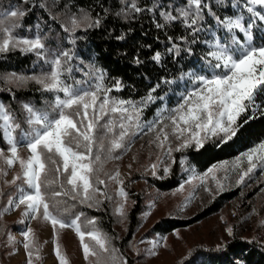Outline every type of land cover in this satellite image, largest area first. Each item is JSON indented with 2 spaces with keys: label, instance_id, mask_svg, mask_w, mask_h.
I'll return each mask as SVG.
<instances>
[{
  "label": "snow or ice",
  "instance_id": "snow-or-ice-1",
  "mask_svg": "<svg viewBox=\"0 0 264 264\" xmlns=\"http://www.w3.org/2000/svg\"><path fill=\"white\" fill-rule=\"evenodd\" d=\"M186 5V7L178 9L176 15H173L171 11H160L159 15L163 18L164 23L157 22L156 27L164 28L172 22L180 21L186 29L191 30L189 35L193 37L191 41H188L187 37H180V40L185 44L196 43L197 33L203 31L201 22L204 19L203 9L207 5L202 4V0H186ZM156 7L158 6L154 5L147 11L154 13ZM244 7L252 17L247 26L242 15L235 18L226 16L223 19L218 16L215 17L217 25L230 34L231 42L223 43L219 37H215L212 41H204L210 50L203 59L212 74L198 75L193 72L183 74L181 76L182 80L187 77L197 86L182 94L181 102L176 107L170 110H162L155 121L144 125L149 132H156L154 142L169 159H173L171 156L173 151H183L189 147L200 150L211 138H217L221 144L227 143L237 135L239 128L242 126L238 123V119L243 113L249 110L255 112L264 108V105L256 102L257 96L264 94V44L257 46L252 43V28L256 20L264 22V13L257 10V7L264 9V0H245ZM127 8L136 13L144 11V9L137 6L135 0H131ZM209 11L211 10L209 9ZM117 15H120V13H117ZM23 16H25L24 11L12 10L4 18H0V53L13 50H19L22 53H35L39 58L45 59V62L49 63L51 68L49 72L41 75L17 76L13 73L6 78V82H15L19 85L34 81L41 86L42 90L56 93L54 110H57V116L50 118L48 114L37 112L28 104L23 105L28 113L27 123L32 128L31 132L26 133L25 139L21 141L30 153L25 159L19 155V143L13 136L15 128L19 125H14L12 115L0 104V121H3L0 127L4 129L5 139L9 145V155L7 156L4 150L0 149V160H3L8 167H13L18 163L21 171L13 178L11 183L14 184L17 180L22 179L30 189L28 191L21 189L18 198L10 200L9 205H14L15 208L24 205L25 210L22 215L30 219H37L42 209V218L44 221L51 222L55 239H58L57 226L60 229L73 228L80 239L86 260L91 256L96 258L95 264H127L126 260H120L116 256L117 250L115 248H110L109 238L94 227L95 220L88 221V224L93 225L92 230L84 232L81 230L79 217L69 224L54 215L42 192V186H49L56 182L46 179V177L50 171L48 163L56 165L57 161L54 157H59L62 165H57L55 171L59 175L67 174L66 183L71 188L64 191V185L61 184L62 191L53 192V196L59 197L71 193V199L76 200L77 197H81V203L94 200L95 193L100 192V189L94 186L91 176L94 172L100 170L94 167V163H100L102 168L99 152L104 150V144L100 142L98 152L93 158V148L96 146L95 132L100 120L108 116L109 113L120 114L118 125L115 121L109 120L103 127L107 133H114L117 126L120 129L119 134L113 135L110 140V147L107 151L111 153L116 149L124 148V140L125 137L129 136L130 129H140L142 127L140 117L143 108L157 99L153 96V93L160 85L157 84L150 89L147 97L140 102L112 98L109 93L113 89L116 91L122 90V83L117 80L113 87H105L104 73L96 69L97 82L92 89H74L62 79L65 71L71 72V67L64 68V65L72 59L69 51H63L56 54L53 59L48 60L45 43L39 34L34 38L17 37L13 34V29L17 26L15 20ZM6 21H12V23H6ZM81 23H86L87 27H99L101 20L98 16L93 19L90 14L85 12L81 19L73 16L71 18L72 28L69 29L65 26L64 31L74 32L76 28L80 27ZM236 30L244 34V43L237 39ZM117 39L122 40L124 36L121 35ZM169 41L172 46L168 49V52L178 56L181 51L180 45L172 42L171 37H169ZM233 45L238 47L233 48ZM185 50L191 54L190 47ZM152 59L159 63L161 53L156 52ZM135 62L137 64L142 63L138 57ZM217 69L220 70L219 73L216 72ZM162 82L166 84L175 83V81L170 80H163ZM159 99L163 100L164 98L159 97ZM89 110H91V114ZM164 112L168 114L164 115ZM168 128L171 129V133L166 131ZM157 129L159 130L157 131ZM170 135L180 141L175 148L169 142ZM72 143H75V148L72 147ZM81 146L84 148L83 152L78 150ZM242 159L247 160L248 167L239 176L238 184L243 183L245 176L258 165L264 166V142L237 157L235 162L237 167ZM181 163H183V160H181ZM157 167L158 164L151 165L154 175ZM216 167L218 166H213V168ZM170 170V166L165 167V175ZM212 171V168L208 170V172ZM3 175H7V173L0 168V176ZM118 177L119 171H116L109 178L117 180ZM193 178L195 176L185 183H191ZM118 182L121 185L123 184V181ZM201 182L203 183V180ZM97 183L104 184L105 181L97 177ZM217 186L219 190H223V185L219 181ZM183 188L184 185L181 184L178 191H182ZM205 190L210 191L207 188ZM100 194L106 196V193L101 192ZM118 194L125 201L127 200L128 194L123 187L119 189ZM2 195L3 193L0 191V196ZM106 199H111V197L106 196ZM95 203L99 204L101 201L96 200ZM91 206L89 204V207ZM117 211L121 216L124 215L123 203L120 204ZM149 214L146 213L145 215ZM226 231L229 236L233 235L231 227L227 228ZM22 235L25 241L23 246L29 257L28 264H32L35 240L33 229L28 227L22 232ZM85 236L94 241L95 244L90 247L89 243L85 242ZM155 246L153 247L155 248ZM35 251L38 253L39 248L37 247ZM150 251L151 254H155L154 251ZM55 254L59 264H68L67 258L61 253L58 243L55 245ZM101 254H108L109 259L102 260ZM36 258L40 259L39 255Z\"/></svg>",
  "mask_w": 264,
  "mask_h": 264
},
{
  "label": "trees",
  "instance_id": "trees-1",
  "mask_svg": "<svg viewBox=\"0 0 264 264\" xmlns=\"http://www.w3.org/2000/svg\"><path fill=\"white\" fill-rule=\"evenodd\" d=\"M51 1L53 4L50 6L48 0H0V18H4L12 10L24 11L25 16L15 20L17 26L13 29V34L17 37H33L39 34L45 43L48 60L53 59L56 54L69 51L72 59L64 65V68L71 67V72L65 71L62 79L74 89H92L97 82L96 69L104 73L105 87H113L117 80L122 83V90L113 89L109 93L112 98L140 102L147 97L150 89L159 84L160 87L153 93L157 99L143 108L141 117L145 120L164 109L170 110L176 107L181 102L182 94L196 85L187 77L182 80L183 74L189 72L198 75L212 74L203 59L210 50L204 41H212L215 37H219L227 43L231 42L230 34L217 25L215 17L223 19L226 16L243 15L247 21L252 20L244 7L245 0H202V4L207 5L203 9L204 19L201 22L203 31L197 33L196 43L185 44L180 37H187L188 41L193 37L189 35L191 30L186 29L180 21L172 22L164 28H157L156 23H164L159 15L160 11H171L176 15L178 9L187 6L186 0H135L137 6L144 9L139 13L127 8L131 0ZM154 5L158 6L154 13L147 11ZM68 10L74 14L86 12L93 19L98 16L101 24L99 27H87L85 23L74 32H66L64 27L71 29L72 26L59 16V12ZM262 25L264 26V22L257 19L253 26L254 40L259 45L264 44V32L260 29ZM235 33L240 38H244L239 30ZM121 35L124 39H117ZM169 37L172 38V42L180 45L181 51L178 56L168 52L172 46ZM187 47L191 48V54L185 50ZM156 52L161 53L159 63L152 59ZM137 57L142 63L135 62ZM50 68L51 65L35 53H22L19 50L0 53V74L41 75L49 72ZM216 71L220 72L219 69ZM163 80L175 81V83L166 84L162 82ZM55 96L56 93L42 90L34 81H30L25 86H16L0 77V104L12 115L14 125H19L14 131L18 141L25 139V134L32 130L27 123L28 113L23 105L28 104L37 112L55 118L57 116V110H54ZM159 97L164 99L161 100ZM256 102L264 105V94L258 95ZM238 123L242 126L237 135L227 143L221 144L215 139L208 140L200 150H196L195 147L185 149L183 154L188 158V163L197 171H204L219 161L237 156L264 139V108L243 113ZM0 125H2L1 121ZM0 146H9L2 127H0ZM72 147H76L75 143H72ZM78 150L84 151V148L81 146ZM54 159L57 164L48 163L50 171L46 179L56 182L42 186V192L53 214L65 220L75 217H79L80 220H95V228L106 232L109 236L114 235V215L107 199L99 200L101 203L96 204L95 201L81 203V197L73 200L71 193L59 197L53 196V192L62 191L61 184L64 185V191L70 190L66 186V174L59 175L55 171L60 162L57 157ZM183 176L185 171L179 172L174 166L171 176L165 180L149 178L163 189H172L182 181ZM97 177L101 179L94 172L92 174L94 186L108 190L105 184L97 183ZM13 189V187H5L2 193L10 194ZM3 195L0 196V208L4 202ZM223 199L220 197L219 200ZM89 204L92 206L89 207ZM140 204V201H137L130 210L131 228L138 223ZM188 222L189 220L163 219L154 228L157 231L166 230L186 225ZM5 230L0 228V232L4 233ZM175 264H264V242L235 235L218 247L198 244L191 247Z\"/></svg>",
  "mask_w": 264,
  "mask_h": 264
},
{
  "label": "rangeland",
  "instance_id": "rangeland-1",
  "mask_svg": "<svg viewBox=\"0 0 264 264\" xmlns=\"http://www.w3.org/2000/svg\"><path fill=\"white\" fill-rule=\"evenodd\" d=\"M48 3L50 6L53 4L51 0H48ZM257 10L264 13V9L257 7ZM59 16L68 25L72 26L71 18L75 16L77 19H81L83 14H74L68 10L59 12ZM243 17L247 26L250 21H247L245 16ZM83 24L85 23H81V25ZM260 29L264 32L263 25ZM235 35L241 43H244L245 38H240L236 33ZM252 35V43L259 46L254 40L253 28ZM221 42L227 43L222 39ZM236 47L238 46L233 45V48ZM10 75L4 73L0 74V77L6 80ZM29 82L19 85L15 82L10 84L25 86ZM196 86L191 87L189 90ZM89 111L91 114V110ZM158 114L146 120L140 117L142 127L140 129L131 128L129 136L125 137L124 140L125 147L116 149L111 153L107 151L110 147L109 142L113 135L119 134L120 129L117 126L114 133H107L103 125L109 120L115 121L118 125L120 114L109 113L108 116L100 120L95 132L96 146L93 148V158L98 152L100 142H103L104 150L99 152L102 168L100 163H94V167L100 169L96 173L105 181V188L108 190L101 188L100 192L95 193L92 201H96V199L106 200V196L111 197L107 201L110 203L114 215V235L109 236L106 232L98 230L109 238L110 248L117 250L116 256L120 260H126L127 264H175L191 247L198 244L218 247L235 235L264 242V166L258 165L245 176L243 183L238 184L239 176L247 170V160L242 159L238 167L235 165L237 157L264 142V139L237 156L219 161L204 171H197L188 163V158L183 154L184 150L172 152L171 156L175 161L173 163V159H169L157 147L156 142H154L156 132H149L144 125L155 121ZM1 122L3 124V121ZM166 131L171 133L170 128ZM13 136L15 137L14 132ZM215 139L217 138H211L210 140ZM169 142L173 148L180 143L171 135L169 136ZM18 143L19 155L26 159L30 153L23 142L18 141ZM8 148L9 146H0L6 156L9 155ZM57 158L60 165H62L60 158ZM181 160H183V163H181ZM152 164H158L155 175L151 168ZM168 166L171 170L165 175L164 168ZM174 166L177 167L179 172L185 171V176L176 187L163 189L154 183V179L165 180L170 177ZM213 166L218 167L213 168ZM0 168L7 173V175L0 176L1 191L5 187L14 188L12 193L3 195L2 200L4 202L0 208V228L6 229L4 233L0 232L1 264H28L29 257L23 246L25 241L22 235V232L28 227L33 229L35 235L32 264H59L55 254L56 243L60 245L61 253L67 258L68 264H95V257L90 256L87 260L85 259L80 239L73 228L60 229L57 226L58 239H55L51 222L44 221L42 218V209L37 219H30L22 215L25 210L24 205H21L20 208L9 205L10 200L18 198L21 189L26 191L30 189L22 179L17 180V183H11L13 178L21 171L18 163L13 167H8L3 160H0ZM210 168L213 169L212 172H208ZM116 171H119L118 179H110L109 177L114 175ZM206 173L207 175H205ZM194 176L195 178L191 179V183H185ZM149 177H152L153 180ZM118 181H123V184L121 185ZM218 181L223 185L222 191L218 189ZM181 184L184 185V188L182 191H178ZM66 186L69 189L71 188L70 185ZM121 187L128 194L126 201L118 194ZM206 188L210 191H206ZM101 192L106 193V196L101 195ZM227 194L228 196H226ZM220 197L224 199L221 201L219 200ZM137 201L141 203L138 223L131 228L130 210ZM121 203L124 204L123 216L117 211ZM146 213L150 214L145 215ZM76 218L70 220L60 219L70 224ZM163 219L189 220V222L183 226L157 231L154 227ZM87 221L79 219L81 230L84 232L91 231L93 228ZM229 227L233 230L231 236L226 231ZM85 242L89 243L90 247L95 244L87 236H85ZM154 245H156L155 248ZM37 247L39 248L38 253L35 251ZM150 250L154 251L155 254H151ZM37 255L40 259L36 258ZM101 259L108 260L109 255L101 254Z\"/></svg>",
  "mask_w": 264,
  "mask_h": 264
}]
</instances>
